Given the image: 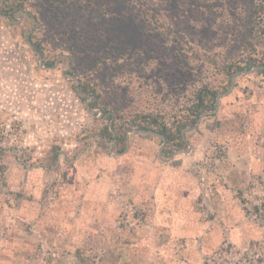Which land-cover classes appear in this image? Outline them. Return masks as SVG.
<instances>
[{"label":"rangeland","instance_id":"obj_1","mask_svg":"<svg viewBox=\"0 0 264 264\" xmlns=\"http://www.w3.org/2000/svg\"><path fill=\"white\" fill-rule=\"evenodd\" d=\"M13 1L16 17L0 12V264H264V72L232 77L264 62L253 0ZM78 79L116 126L155 114L174 130L198 89L229 92L165 161L151 134L126 131L118 152Z\"/></svg>","mask_w":264,"mask_h":264},{"label":"trees","instance_id":"obj_2","mask_svg":"<svg viewBox=\"0 0 264 264\" xmlns=\"http://www.w3.org/2000/svg\"><path fill=\"white\" fill-rule=\"evenodd\" d=\"M3 2H5L6 5H3V3H1L0 12L7 14L11 18L14 17V12L22 6L20 2H16L13 0H3ZM151 16L152 14L149 15L148 12L145 10V19L147 20L148 24L152 23L150 20ZM250 21L252 22L251 27L254 30L255 36H257L256 38L258 39V42L264 43V0H253V8L251 11ZM153 29L154 31H158L160 34L166 33L158 29V26L156 25H153ZM37 48L39 52H42L39 46ZM257 61L258 60L256 57L248 58L245 60V62H243L244 67L251 68L257 65ZM51 63L52 62H48V64ZM235 64L236 65H234V67L229 66L227 68L226 71L228 76H231L234 71L240 69L239 67L241 66L237 63ZM261 65H264V62ZM260 71L264 72V69H260ZM78 80L79 91L85 94L84 98H91V102H89V107L101 109L103 115L107 114L106 118H108L109 120L112 119L113 123V112L104 109L102 103L99 101L100 95L98 91L94 88V86H88V82L85 80ZM217 93L218 92L216 90L207 86H203L202 88L198 89L195 93L194 101L188 108H186L187 114L185 116V119L178 120V123L174 126V130H172V128L168 126V123H166L164 120H159L155 114H137L135 117L129 120H124V122L122 124H119L118 126L113 123L112 128L116 130L115 133H113V130L110 128L109 125H107L105 127L107 134L106 136L108 139H112L113 143L115 142L117 144H123V146H121V148L118 150V152H122L125 148V132L129 131L131 127L144 130H154L165 137L166 142L162 153L169 156L175 151V149L179 150L185 146L186 142L182 137V130L187 126L194 125L197 121V118L202 112L213 109L215 107Z\"/></svg>","mask_w":264,"mask_h":264},{"label":"water","instance_id":"obj_3","mask_svg":"<svg viewBox=\"0 0 264 264\" xmlns=\"http://www.w3.org/2000/svg\"><path fill=\"white\" fill-rule=\"evenodd\" d=\"M40 60H41V57H40ZM260 69H264V65H262V66H257V65H256V66L251 67L250 69H241V70H238V71H236V72L233 74L232 77L234 78L237 74L253 73V72H255V71H257V70H260ZM233 78H232V80H231V86H230V88H233V86H234ZM77 85H78V82H77ZM228 92H229V90L226 91V92H224V93H220V94H218V95L216 96V106H215V108H214V109H210V110H206V111L202 112V113L199 115V117L197 118V121L195 122L194 125H192V126H187L186 128H184V129L182 130V137H183L184 141L187 143L188 148L185 149V150H176V151H174L169 157H164L163 154H162V150H163V147L165 146V142H166V141H165V137H164L163 135L157 133L156 131H154V130L137 129V128L131 127V128H130V131H128L127 134L130 133V132H132V133H139V134H143V133H144V134H151V135H156V136H158V137L161 139V144H160V147H159V150H158V151H159V156H160V158H163V159H166V160H169L170 158L174 157V156L177 155V154H183V153H186V152H188V149H189V147H191V145L187 142L186 138L184 137V132H185L186 130H188V129H191V128L196 127L197 124L199 123V121L201 120V118H203L205 115L215 113L216 110H217L218 107H219L221 97H222L224 94H227ZM79 95L83 96V95H85V94H84V93H81V92L79 91ZM88 99L90 100V97H88ZM89 100H88V101H89ZM86 107H88V103H86ZM94 111H97L99 114L102 113L101 109H94ZM110 125H111V121H110ZM127 134H126V135H127Z\"/></svg>","mask_w":264,"mask_h":264},{"label":"flooded vegetation","instance_id":"obj_4","mask_svg":"<svg viewBox=\"0 0 264 264\" xmlns=\"http://www.w3.org/2000/svg\"><path fill=\"white\" fill-rule=\"evenodd\" d=\"M6 16V15H5ZM14 17H16V12L14 13ZM7 18V17H6ZM27 38H29V36H27ZM35 50H36V48H35ZM37 51V50H36ZM40 55H39V65L41 64V67L43 68H49V70L51 69V68H54V67H56L57 66V64L59 63V61L60 60H58V59H55V60H53V62L51 63V64H48V61L47 62H44L43 61V59H42V57H41V60H40ZM66 72H68L69 70H65ZM64 71V72H65ZM63 72V74L65 75V76H67V78H71V77H73L74 79H76L75 78V76H74V74L73 73H71V72H69L68 74H66V73H64ZM79 81V80H78ZM77 81V82H78ZM77 90L79 91V85L77 86ZM107 114H104V116H106Z\"/></svg>","mask_w":264,"mask_h":264},{"label":"crops","instance_id":"obj_5","mask_svg":"<svg viewBox=\"0 0 264 264\" xmlns=\"http://www.w3.org/2000/svg\"><path fill=\"white\" fill-rule=\"evenodd\" d=\"M62 159L64 160L65 158L62 157ZM164 160H165V161H168V160H166V159H164ZM169 160H170V159H169ZM182 165H183V164H182ZM23 211H26V212H25V216H29V217L32 216V213H31L29 210L27 211V210L23 209ZM29 217H28V218H29ZM0 219H1V216H0Z\"/></svg>","mask_w":264,"mask_h":264}]
</instances>
